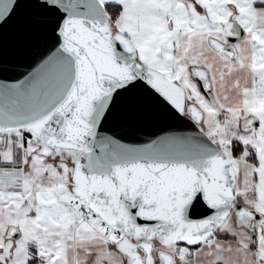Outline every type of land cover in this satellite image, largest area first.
Listing matches in <instances>:
<instances>
[{
  "label": "snow or ice",
  "instance_id": "1",
  "mask_svg": "<svg viewBox=\"0 0 264 264\" xmlns=\"http://www.w3.org/2000/svg\"><path fill=\"white\" fill-rule=\"evenodd\" d=\"M0 264H264V0H0Z\"/></svg>",
  "mask_w": 264,
  "mask_h": 264
}]
</instances>
